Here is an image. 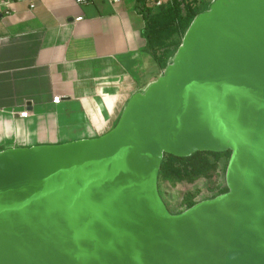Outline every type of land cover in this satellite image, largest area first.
Returning <instances> with one entry per match:
<instances>
[{
  "label": "water",
  "instance_id": "water-1",
  "mask_svg": "<svg viewBox=\"0 0 264 264\" xmlns=\"http://www.w3.org/2000/svg\"><path fill=\"white\" fill-rule=\"evenodd\" d=\"M225 151L171 213L164 154ZM0 264H264V0H212L105 133L0 149Z\"/></svg>",
  "mask_w": 264,
  "mask_h": 264
},
{
  "label": "crops",
  "instance_id": "crops-1",
  "mask_svg": "<svg viewBox=\"0 0 264 264\" xmlns=\"http://www.w3.org/2000/svg\"><path fill=\"white\" fill-rule=\"evenodd\" d=\"M140 1L0 0V147L91 138L112 127L129 96L159 74L143 31L146 9L166 0H143L144 11ZM24 109L29 117L16 119Z\"/></svg>",
  "mask_w": 264,
  "mask_h": 264
},
{
  "label": "trees",
  "instance_id": "trees-1",
  "mask_svg": "<svg viewBox=\"0 0 264 264\" xmlns=\"http://www.w3.org/2000/svg\"><path fill=\"white\" fill-rule=\"evenodd\" d=\"M210 2L207 0H170L169 4L158 8L155 12L146 9V22L143 35L146 39L147 50L156 64L158 72L164 69L170 57L175 53L191 21L197 14L206 10ZM144 7L145 4L141 0L139 5L140 10H143ZM173 36H175V39L168 42V39ZM226 152L230 151L195 152L188 157H175L170 154L164 155L175 158L189 167L192 172H201L208 166V160L203 156L204 154L221 155ZM161 171L162 166H160L159 173ZM226 190L227 188L221 193H224Z\"/></svg>",
  "mask_w": 264,
  "mask_h": 264
},
{
  "label": "rangeland",
  "instance_id": "rangeland-1",
  "mask_svg": "<svg viewBox=\"0 0 264 264\" xmlns=\"http://www.w3.org/2000/svg\"><path fill=\"white\" fill-rule=\"evenodd\" d=\"M169 2L170 0H166V3L160 7L166 6ZM174 39L175 36L168 39V42ZM10 146L12 144L4 143L1 147ZM203 156L208 160V166L201 172H192L189 167L175 158L169 155L163 156L160 165L162 171L157 178L158 191L171 213L183 212L193 203L215 197L226 189L225 172L230 152Z\"/></svg>",
  "mask_w": 264,
  "mask_h": 264
},
{
  "label": "built area",
  "instance_id": "built-area-1",
  "mask_svg": "<svg viewBox=\"0 0 264 264\" xmlns=\"http://www.w3.org/2000/svg\"><path fill=\"white\" fill-rule=\"evenodd\" d=\"M75 4H78V5H88V4H92L94 2H96L97 0H72ZM112 3H115L119 0H110ZM152 3H154L153 5L155 6H160L162 4V1L161 0H152ZM30 7H33V4H30ZM7 13V12H6ZM76 21L80 20V18H75ZM61 96L59 95H56V96H53L52 100L53 102L55 103H58L60 102V98ZM16 119H20V120H23V119H27L29 117V112L24 109L23 111H20V112H17L16 113Z\"/></svg>",
  "mask_w": 264,
  "mask_h": 264
},
{
  "label": "flooded vegetation",
  "instance_id": "flooded-vegetation-1",
  "mask_svg": "<svg viewBox=\"0 0 264 264\" xmlns=\"http://www.w3.org/2000/svg\"><path fill=\"white\" fill-rule=\"evenodd\" d=\"M0 149H3V147H0Z\"/></svg>",
  "mask_w": 264,
  "mask_h": 264
}]
</instances>
